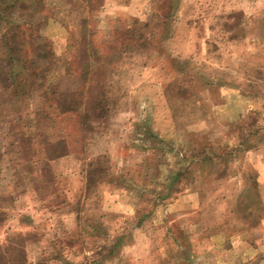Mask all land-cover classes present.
Wrapping results in <instances>:
<instances>
[{
	"label": "rangeland",
	"instance_id": "obj_1",
	"mask_svg": "<svg viewBox=\"0 0 264 264\" xmlns=\"http://www.w3.org/2000/svg\"><path fill=\"white\" fill-rule=\"evenodd\" d=\"M0 17V264H264V0Z\"/></svg>",
	"mask_w": 264,
	"mask_h": 264
},
{
	"label": "trees",
	"instance_id": "obj_2",
	"mask_svg": "<svg viewBox=\"0 0 264 264\" xmlns=\"http://www.w3.org/2000/svg\"><path fill=\"white\" fill-rule=\"evenodd\" d=\"M0 20H2V17H0ZM10 29H12V31H13L12 33L7 28L3 29V30H0V36L2 38V42H3V45H4L3 49H5L6 52L10 51V50L6 49L7 46H10V47L12 46V48L15 47L14 46V44L16 43L15 39H16V37H18L17 34L19 32L18 30H14V28H10ZM9 42H10V45H8ZM32 42H34V41H32Z\"/></svg>",
	"mask_w": 264,
	"mask_h": 264
}]
</instances>
